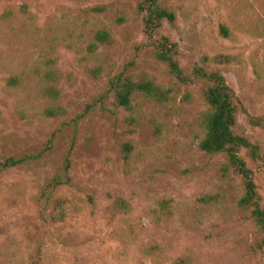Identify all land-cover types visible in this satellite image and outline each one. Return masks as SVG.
<instances>
[{
    "label": "rangeland",
    "instance_id": "obj_1",
    "mask_svg": "<svg viewBox=\"0 0 264 264\" xmlns=\"http://www.w3.org/2000/svg\"><path fill=\"white\" fill-rule=\"evenodd\" d=\"M137 2L0 0V16H18L12 26L0 25V162L35 153L54 135L52 148L37 162L0 174V264H171L182 255L191 264H264V244L256 247L260 235L236 207L240 182L221 175L223 157L197 148L201 86L177 84L148 50H139L144 38ZM161 4L176 16L162 33L177 44L182 68L214 70L206 59L232 56L216 67L241 104L234 133L258 147L255 161L246 152L242 157L264 210V0ZM99 5L109 8L103 23L112 28L114 44L89 57L84 44L98 22L86 10ZM119 14L125 22L112 26ZM221 25L228 38L219 33ZM41 54L52 59L58 74L56 103L64 114L53 119L38 113L42 103L35 98L41 76L31 70ZM97 65L104 71L95 77L89 70ZM124 70L172 88L174 101L141 102L130 126L126 112L115 110L110 99L101 105L107 76ZM21 72L20 91L6 92L5 79ZM15 102L27 104L28 121L15 116ZM123 143L132 146L126 159ZM66 157L71 182L55 195L67 200V218L49 224L38 214V191ZM115 198L127 202V213L112 208ZM162 200L170 202L173 215L157 226L151 212ZM152 242L162 251L144 258L142 247Z\"/></svg>",
    "mask_w": 264,
    "mask_h": 264
},
{
    "label": "trees",
    "instance_id": "obj_2",
    "mask_svg": "<svg viewBox=\"0 0 264 264\" xmlns=\"http://www.w3.org/2000/svg\"><path fill=\"white\" fill-rule=\"evenodd\" d=\"M108 12L107 5L93 6L86 10V14L98 22L97 28L95 27L92 31L90 40L84 44L83 52L89 57L96 56L99 50L114 44L112 28L103 23ZM136 13L140 17L144 38V42L139 44V50H148L147 53L150 57L155 62L163 64L177 84L183 86L200 84L204 108L197 120L200 130L197 148L206 156L219 155L223 157L224 161L220 165L221 175L227 181L237 179L240 182L242 195L237 200L236 207L241 212L248 214L251 225L260 235V241L256 247L261 250L264 244V210L260 204V196L256 190L252 170L242 157V153L246 152L255 161L258 147L252 145L244 136L234 133L233 128L237 123L238 114L242 110L241 104L234 91L227 85L220 69L216 67V65L229 64L233 59L232 56L219 54L211 59H206V61L214 63V70L197 65L190 69L182 68L178 61L177 44L162 33L164 23L171 27L174 26L175 13L164 7L161 0H138ZM15 20H18V16L13 11H7L0 16V25L10 24L12 26ZM113 22L112 26H121L125 22V18L119 14ZM219 33L224 38H228L229 30L225 25H221ZM39 66H44L43 70ZM89 71L93 76L98 77L104 70L101 65H97ZM23 73L12 74L5 79L4 89L6 92L20 91ZM31 75L41 76L42 87L38 90V97H35L42 103L38 113L46 119L62 116L64 110L56 103L59 99V89L56 86L58 74L52 59L41 54L36 59ZM31 79H34V76ZM173 93L172 88L157 84L148 75H135L124 70L107 76L106 91L101 105L110 99L115 110L126 112L125 119L132 126L137 119L141 102L159 106L167 105L174 101ZM13 112L20 120L28 121L30 117L29 109L25 103L15 102ZM53 143L54 135L47 141L44 148L35 153L4 157L0 162V174L12 169H22L37 162L52 148ZM131 152L132 146L129 143L121 144L123 159L128 158ZM69 163L70 159L66 157L63 167L38 191V214L46 223H60L67 218L68 202L65 198L55 194L57 193L56 189L71 182L68 176ZM112 208L124 214L129 209L127 202L121 198L113 199ZM151 215L156 217L155 225L165 224L173 215L170 202L167 200L159 202L157 209L152 211ZM125 243L128 242L125 241ZM161 251V247L156 242L142 247L141 250L144 258L156 257ZM171 264H191V260L182 255L172 260Z\"/></svg>",
    "mask_w": 264,
    "mask_h": 264
}]
</instances>
